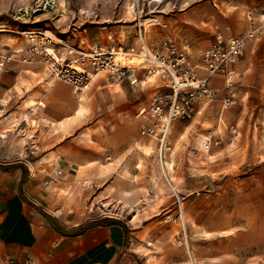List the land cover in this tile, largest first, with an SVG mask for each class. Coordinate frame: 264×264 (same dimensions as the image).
<instances>
[{"label":"rangeland","instance_id":"obj_1","mask_svg":"<svg viewBox=\"0 0 264 264\" xmlns=\"http://www.w3.org/2000/svg\"><path fill=\"white\" fill-rule=\"evenodd\" d=\"M128 1V23L132 27L128 29L126 49H138L134 25L139 21L148 47L162 48L173 40L186 47L194 60L210 46L216 27L229 25L230 33L225 34L241 36L249 29V15L258 18L264 14V6L258 11L245 7L239 10L235 0ZM0 2L4 8L0 35H5L0 56L22 49V33L29 30L41 29L51 36L56 26L68 24L70 36L83 18V26L94 21L86 17L87 12L104 4L103 0ZM186 11L190 13L185 15ZM41 13H46L44 19L34 18ZM10 26L12 34H8ZM62 35L59 39H64ZM244 56L264 57V32L257 41L246 44ZM12 75V71L3 74L0 88L7 87L3 79ZM255 80L260 81L261 89L254 84L248 87L251 93L246 102L226 109L221 103L198 109L192 120L175 122L169 137L172 150L162 161L157 157L155 142L138 135L136 147L123 156L127 158L119 166L118 175L77 178L75 187L87 190L83 193L85 201L93 203L89 211L95 216L116 218L146 234L164 236L154 243L184 252L187 264H264V76ZM91 91L92 86L85 93ZM152 91L151 83L145 84L141 99H147ZM221 93L224 95L223 90ZM91 107L83 109V125L71 139L78 137L79 145L92 147L90 132L80 134L93 120ZM210 133L211 144L205 149L204 140ZM91 180L98 186L93 191L86 188ZM63 195L73 199L76 193L72 189ZM136 215L139 217L133 224Z\"/></svg>","mask_w":264,"mask_h":264},{"label":"crops","instance_id":"obj_2","mask_svg":"<svg viewBox=\"0 0 264 264\" xmlns=\"http://www.w3.org/2000/svg\"><path fill=\"white\" fill-rule=\"evenodd\" d=\"M235 1L239 10L258 11L264 6V0ZM103 2L89 11L94 21L87 26H83L86 21L82 17L70 36L68 24L56 26L51 36L68 44L85 38L92 45L128 50L125 44L132 27L128 23L129 1ZM2 6L0 2V13ZM44 16L46 13L34 18ZM8 28L12 34V27ZM215 30L225 34L231 27ZM61 35L64 39H59ZM4 36L0 35V43ZM9 67L8 72L14 75L5 77L7 87L0 88V264H187L184 252L154 243L164 236L146 234L111 216L92 214L89 207L93 203H87L83 196L87 190L74 185L81 177L118 175L127 158L123 156L139 141L134 114L149 98L141 99L143 89L133 90L125 82L111 84L98 76L89 85L91 93L77 95L71 87L54 81L40 61H17ZM260 76H264V57L243 55L235 79L241 95L238 103L246 102L251 85L261 89L260 81L255 80ZM211 85L219 90L218 99L198 109L220 104L223 84L215 79ZM85 107L92 108L93 120L80 134L90 132L92 147L79 145L78 137L71 139L83 125ZM57 169L64 172L59 180L54 178ZM91 182L86 188L96 189L97 184ZM72 189L75 198L67 199L63 193Z\"/></svg>","mask_w":264,"mask_h":264},{"label":"built area","instance_id":"obj_3","mask_svg":"<svg viewBox=\"0 0 264 264\" xmlns=\"http://www.w3.org/2000/svg\"><path fill=\"white\" fill-rule=\"evenodd\" d=\"M86 17L91 20L94 15L87 12ZM248 22L249 29L241 36L216 32L210 46L197 60L190 56L186 47L173 40L165 42L162 48L148 47L139 21L135 28L138 49L128 50L92 45L85 38L63 43L47 31L29 30L22 33L27 44L25 49L0 56V79L11 63L36 60L43 64L54 81L71 87L77 95L84 93L98 76L111 84L125 82L133 90H141L151 83L153 91L134 117L140 136L155 142L157 157L162 161L172 150L169 137L174 123L192 120L199 107L218 99L219 90L212 87L213 80L219 79L223 84L222 109L234 106L241 99L235 82L237 68L246 44L257 41L264 32V14L258 18L249 15ZM72 29L76 31V27ZM62 49L65 54L61 53ZM130 55L138 58L137 65L127 63ZM212 137L210 133L205 138V149L209 148ZM56 175L60 176L61 172L57 171Z\"/></svg>","mask_w":264,"mask_h":264},{"label":"bare ground","instance_id":"obj_4","mask_svg":"<svg viewBox=\"0 0 264 264\" xmlns=\"http://www.w3.org/2000/svg\"><path fill=\"white\" fill-rule=\"evenodd\" d=\"M126 61L129 63V64H134L135 61H138V58L136 56H133V55H130L128 56V58H126ZM135 66V65H134ZM165 172V171H164ZM138 215L134 216L133 219H132V223L135 224V222L138 220Z\"/></svg>","mask_w":264,"mask_h":264}]
</instances>
